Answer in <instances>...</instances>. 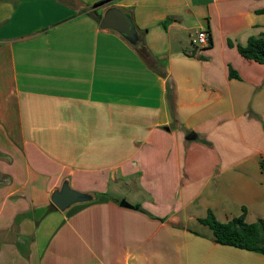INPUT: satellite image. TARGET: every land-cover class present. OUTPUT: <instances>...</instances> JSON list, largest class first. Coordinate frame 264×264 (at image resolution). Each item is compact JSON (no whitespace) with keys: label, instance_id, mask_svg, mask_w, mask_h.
Here are the masks:
<instances>
[{"label":"crops","instance_id":"1","mask_svg":"<svg viewBox=\"0 0 264 264\" xmlns=\"http://www.w3.org/2000/svg\"><path fill=\"white\" fill-rule=\"evenodd\" d=\"M100 1L0 0V264H264L201 221L264 220V64L237 49L264 0ZM65 179L95 198L59 210Z\"/></svg>","mask_w":264,"mask_h":264},{"label":"trees","instance_id":"2","mask_svg":"<svg viewBox=\"0 0 264 264\" xmlns=\"http://www.w3.org/2000/svg\"><path fill=\"white\" fill-rule=\"evenodd\" d=\"M107 1L101 0L97 5ZM257 12L264 13V8L257 10ZM90 14L100 22L101 14L96 15V12ZM140 44L139 52L146 58L148 64L154 66L156 62L152 59L151 52L143 45L142 41ZM230 44L233 45V42H230ZM237 49L243 57L264 64V32L249 37L245 45L237 44ZM230 76L239 77L234 69L230 70ZM51 208L56 209L53 204H51ZM201 221L212 229L217 243L264 254V220L247 223L243 214L230 221L221 222L210 210L205 218H201Z\"/></svg>","mask_w":264,"mask_h":264},{"label":"water","instance_id":"3","mask_svg":"<svg viewBox=\"0 0 264 264\" xmlns=\"http://www.w3.org/2000/svg\"><path fill=\"white\" fill-rule=\"evenodd\" d=\"M101 27L112 29L124 36L138 50L141 37L132 17L117 7H109L101 18ZM95 198L93 192L79 191L71 186L69 179L51 194L52 203L61 211H66L74 204L91 201Z\"/></svg>","mask_w":264,"mask_h":264},{"label":"built area","instance_id":"4","mask_svg":"<svg viewBox=\"0 0 264 264\" xmlns=\"http://www.w3.org/2000/svg\"><path fill=\"white\" fill-rule=\"evenodd\" d=\"M210 30L209 29H199L196 31L192 38V43L196 48L203 49L210 45Z\"/></svg>","mask_w":264,"mask_h":264},{"label":"rangeland","instance_id":"5","mask_svg":"<svg viewBox=\"0 0 264 264\" xmlns=\"http://www.w3.org/2000/svg\"><path fill=\"white\" fill-rule=\"evenodd\" d=\"M192 46H193V47H192ZM191 48H192V51L195 50V52H198V53H201V52H202V49H200V48H196V47L193 45V43H191ZM193 48H194V50H193ZM75 189H76V188H75ZM77 190H79V189H77ZM79 191H82V190H79ZM84 192H88V191H84ZM127 192H128V191H127L126 189H123L122 191H118L117 194L115 193L114 195H117V198H118V199H119L120 195H122V196H126L127 198H129L130 201H134V200H132V198H134L133 195H131V196H127L128 194L125 195V193H127ZM111 193H112V191H111ZM113 193H114V192H113Z\"/></svg>","mask_w":264,"mask_h":264}]
</instances>
